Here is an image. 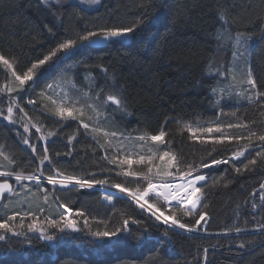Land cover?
Wrapping results in <instances>:
<instances>
[{"label": "trees", "instance_id": "16d2710c", "mask_svg": "<svg viewBox=\"0 0 264 264\" xmlns=\"http://www.w3.org/2000/svg\"><path fill=\"white\" fill-rule=\"evenodd\" d=\"M142 2L102 0L100 5L92 8L94 10L86 12H81L79 8L71 9L65 3L60 15L54 17L39 0H0V54L15 60L16 70L22 73L32 62L47 54L59 40L74 36L85 26L95 28L117 20L126 25L134 23L143 12L140 7ZM155 3L156 8L151 10L154 18L139 28L135 35L129 36L128 41H113L81 49L71 59L49 68L48 74L37 81L36 89H45L51 81L72 79L75 86L73 97L79 95V90L87 91L90 86H105L110 91L104 73L97 67L102 65L109 69V76L115 75L119 80L127 96L130 113L123 116L116 114L114 120L102 123V130H119L125 135L141 132L155 134L163 126L168 132L166 140H171L174 152L179 154L182 151L189 160L210 159L207 153L212 145L191 139L184 122L217 119L237 122V118L227 115L237 111L238 117L256 122L252 126L255 130L264 129V110L258 106L246 102L235 105L221 102L217 106L214 103L217 97L210 89L217 88L219 94L223 82L218 77L207 75L210 62L215 66L223 64L225 68L232 65L236 33H244L256 39L251 50L250 65L258 88L264 91V0H155ZM221 7L229 13L226 17L227 32L223 31L218 15ZM77 14L83 19H78ZM45 26H55V36L49 34ZM218 34H221L219 41L216 38ZM82 65H86L87 69ZM64 69L71 71L65 75ZM88 71L93 76L85 80ZM7 80L8 73L0 68V84ZM36 92L30 93V98L37 100L31 115L34 121L56 133L46 143L48 154L59 161L56 167L65 174L77 176L109 167L102 159L104 150L97 147L93 134L86 133L78 120H60L54 116V106ZM220 107H224V115L220 114ZM176 120L181 123H175ZM16 131L13 125L0 119V145H4L5 154L16 161L15 165H9L0 157V170L24 174L34 172L38 161L33 159L30 149L20 142ZM226 131L230 135H247L245 130ZM73 136L75 138L69 143V137ZM97 138L101 143L106 139L102 133ZM246 142L241 140L239 143L231 141L216 145L217 150L212 156L226 159ZM255 143L259 144L258 141ZM37 147L42 153L43 146L37 144ZM257 151H260L259 147L249 148L245 156L238 160L203 170L209 177L203 189L204 202L208 205L206 211L209 213L206 231L184 233L177 230L172 235V242H167L161 238L164 227H152L145 244L138 243L135 238L138 233H134L127 241L116 243L113 240L106 247L90 243L82 233L73 235L75 238L64 239L57 246L38 239H33L32 244L28 245L13 238L7 245L0 242V264H202L204 248L209 249L204 264H264V236L253 231L239 235L234 232L223 234L233 226L251 229L255 221L264 220V208L257 207L253 212L251 203H246L250 200L257 205L264 203L260 200V193L264 190L259 189V185L264 183V158L257 157ZM56 153L61 155L56 156ZM111 154L112 150H109ZM251 159H256L257 163L245 170L243 165ZM233 164L241 167V173H236ZM213 179L220 182L214 184ZM45 187L48 188V185ZM254 190H257L256 196L252 197ZM24 195L21 192L19 197L7 199L8 209L3 208L2 203L0 216L26 207L20 203ZM37 195L42 198V193ZM56 195L63 201L72 202L73 208L82 207L88 214L101 219L110 216L117 223L120 210L132 215L140 214L135 205L129 207L121 201L114 202L116 210L113 211L102 202L103 194L98 188L57 191ZM49 211H55V204ZM182 219L191 221V217ZM132 228L135 230L136 226ZM241 240L249 244L242 250L236 247Z\"/></svg>", "mask_w": 264, "mask_h": 264}, {"label": "snow or ice", "instance_id": "6c2138e0", "mask_svg": "<svg viewBox=\"0 0 264 264\" xmlns=\"http://www.w3.org/2000/svg\"><path fill=\"white\" fill-rule=\"evenodd\" d=\"M39 2L55 17L60 15V9L65 3H68L71 9L79 8L81 12H86L94 10L90 6H98L102 0H39ZM140 7L143 8V12L137 16L134 23L126 25L117 20L115 23L95 28L85 26L74 36L59 40L47 54L32 62L31 66L22 73L16 70L15 60H10L0 54V65H3L12 78L11 84L0 88V93H7V107L6 110L0 108V119L9 125H19L23 133L28 134L25 136L18 130L16 131V135L21 138L20 142L26 146V149H30L33 159L38 161L36 171L28 174L0 171V178H5L3 182H0V200L6 199V194L7 197H19L21 192H24L25 195L20 203L26 205V207L22 206L12 210L11 214L6 213L0 216V242L7 244L12 238H22L28 245L32 244L33 239L51 244L61 239L75 238L73 234L82 233L89 238L90 243L97 247H106L113 240L120 243L133 237L134 233H138L135 236L137 242L145 244L149 240L150 229L162 226L164 227L161 233L162 240L172 242V235L177 233V230L184 233L207 230L205 225L208 224L209 213L206 211L208 205L204 202L203 189L207 186L209 177L203 172L204 169L238 160L245 156L249 148L259 147L260 151L256 152V156L264 158V129L255 130L252 126L256 122L238 117L237 111L227 113L237 118V122H222L219 119L209 122H184V128L191 139L201 144L212 145L211 151L207 153L210 159L202 157L189 160L182 151L179 154L175 153L171 148V140H166L168 132L163 126L155 134L141 132L136 135H125L119 130L103 131L101 127L103 122L114 120L116 114L123 116L130 115V113L127 96L119 80L115 75L109 76V69L102 65H97V67L104 73L110 91L106 90L105 86H90L87 91L79 90V95L75 97L67 93L57 96L55 93L58 85L50 83L38 93V96L55 106L54 116L60 120L66 118L78 120L86 133L93 134L97 147L104 150L105 154L102 159L109 167H101L98 172H88L83 176L68 175L56 167L59 161L48 154L47 145L43 147L42 153L38 150L37 144L32 142L31 128H34L36 133H41L36 137L40 141H45L56 133L50 131L45 137L42 133L43 125L32 122L25 107L21 104L24 94L35 91V85L44 71L71 59L81 49L113 41L123 43L126 38L135 35L139 28L154 18L151 10L156 8L155 0H143ZM218 15L222 21L223 31L227 32L226 17L229 15L227 9L221 7ZM77 18L83 19L78 14ZM45 27L49 34L55 36V26ZM216 38L218 41L221 40V34H218ZM251 39L250 35L237 32L236 49L232 52V56L234 58L243 57L248 53ZM246 63L249 65L245 73L246 78L240 82L246 87L236 90L234 95L247 104L264 110V91L257 86L250 62L246 61ZM82 67L87 69L86 65ZM70 71L71 69H64V74ZM232 71L231 67L225 68L223 64L215 66L210 62L207 75L225 79ZM92 76V72L88 71L84 79L89 80ZM231 79L235 81L236 77L233 75ZM234 88L235 85L232 84L220 87L219 94L217 88H211V93L217 97L214 103L220 106L222 101L232 99ZM13 93L15 95H12ZM26 104L35 106L37 100L29 98ZM220 114H225L223 107H220ZM85 119L89 122H85ZM174 122L181 123L178 120ZM167 123L166 120L165 124ZM226 129L245 130L247 135H230ZM101 133L106 138L103 143L97 138ZM74 138V136L69 137V143ZM241 140L247 142L238 150L233 151L230 157L222 159L212 156V153L217 150L216 145H224L225 142L230 143L231 141L239 143ZM256 141L259 144H256ZM146 145L148 146L147 151H145ZM109 150H112L111 155H109ZM60 155L61 153H56V156ZM63 155H70V153ZM0 157H3L9 165L16 164L15 159L5 154L4 145H0ZM256 163V159L248 160L243 168L248 170L249 165ZM233 167L236 173H241V167L235 164ZM8 177H14L16 184L20 185L19 190L8 182ZM24 181L31 182V185L25 184ZM212 182L218 184L220 180L213 179ZM45 185L52 186V190L50 191ZM97 188L103 194L102 202L113 211L116 210L114 202L121 201L127 203L129 207L135 205V208L140 210V214L132 215L126 210H120V219L117 223L113 222L110 216L107 219H101L88 214L82 207L73 208L72 202L63 201L56 195L57 191L70 192ZM259 189L264 190V183L259 185ZM256 191H253L252 197L256 196ZM37 193H42V198ZM260 200L264 202V191L260 193ZM246 203H251L253 212L257 207L264 208V203L257 205L254 200ZM52 204H55L54 212L49 211ZM4 208L8 209L9 205L5 203ZM183 217H191V221H185ZM253 220L255 221V217ZM148 221L152 223L149 224ZM133 225L136 226L135 230L132 228ZM247 231H255L264 236V220L255 221L251 229L233 226L226 229L223 234L228 235L234 232L239 235ZM246 246L249 244L243 240L236 244V247L241 250ZM203 251L206 256L209 249L204 248Z\"/></svg>", "mask_w": 264, "mask_h": 264}, {"label": "rangeland", "instance_id": "374dc122", "mask_svg": "<svg viewBox=\"0 0 264 264\" xmlns=\"http://www.w3.org/2000/svg\"><path fill=\"white\" fill-rule=\"evenodd\" d=\"M95 7H97V6H90L91 9L92 8H95ZM129 39H130V37L126 38L125 41H128ZM255 40L256 39L252 37V39L250 40L249 45H248V53H246L243 57H237V58H234L233 56L231 57V59H232V63L231 64L232 65H230L229 67H231L233 69V71L228 74V77L225 78V79H220L218 77V79L220 80V82H223V84L221 83V86H223V87H226L227 85H230V84L235 85V88L232 90L233 91V98L232 99H226L225 101H222V104H224V105H235V103H237V100H239V103L245 102L244 100H242V99H240L238 97H235L234 93H235L236 90L241 89L243 87H246V85H243L240 82L243 79L246 78L245 77V73H246V71L248 69V66H249L248 63H246V61H249L250 62L251 50H252V48L254 46ZM235 49H236V45L234 47V50ZM249 53H250V55H249ZM217 66H219V64ZM0 68L4 69L3 65H0ZM5 71L7 72L6 69H5ZM46 74H48L47 71H44L43 74L40 77H43ZM233 75L236 77V80L235 81H233L231 79V77ZM40 77H39V79H40ZM230 80H232V82ZM11 83H12V78L10 76V73H8V80L7 81H3L0 84V88H5L7 85H9ZM50 83L51 84H54V85H58V87L56 88V93H55L57 96L63 95L64 93H67L69 96H71V95H73V90H75V86H74V83H73V80L72 79L71 80L68 79L67 81H65L63 79H60V81H51V82H49V84ZM35 90L37 91L36 93H39V91H41L42 89L41 90H37L36 89V85H35ZM30 93L31 92H29L27 94H24V98L21 101V104H22V106L25 107V110L28 112L29 117H31L32 122L33 123H37L38 121H36V120L34 121L33 118H32V115H31V114H33V111H35V106L36 105L33 106V105L26 104L27 99H29L31 97ZM12 95H15V93H13ZM6 107H7V93L6 92L0 93V108L6 110ZM54 108H55V106H54ZM66 119H70V118H66ZM25 122H27V121H25ZM85 122H89V121H87V119H85ZM14 127L16 128V130H18L19 132L23 133V129L20 128L19 125H16ZM81 128H82V126H81ZM30 132L32 133V136H33V140L32 141H34V143H36V144L42 145L43 147L46 145V143L49 140H51L54 137V136H52L50 138H47L45 141H40V140H37L36 137L40 136L41 133H36L34 128H31L30 129ZM48 132H50V130L46 129L43 126L42 133H43V135L45 137H47V133ZM23 135L26 136L28 134H24L23 133ZM147 147L148 146L146 145L145 146V150L147 149ZM0 171H4V170H0ZM8 178H10L12 180V184L14 185V187H16L17 190H19L20 189V185L16 184V182L14 180V177H8ZM3 179H5V178H2L1 180H3ZM24 183L25 184H31V182H29V181H24ZM50 187H52V186H49L48 185L49 190H52V188H50ZM12 197H7V194H6V199L2 200V202L0 203V205L3 203L1 206H3V208H4V204L7 203V199L12 198ZM179 231H181V230H179ZM253 232H255V231H253ZM29 235L31 236L32 234H29ZM73 235H78V234H73ZM14 239H16V242H20V243H23L24 242L22 240V238H14ZM63 241H64V239H61L59 242L51 243L50 245L57 246L59 243H62ZM5 245H7V244H5ZM20 245H23V244H20ZM6 247H8V246H6Z\"/></svg>", "mask_w": 264, "mask_h": 264}, {"label": "water", "instance_id": "95a60500", "mask_svg": "<svg viewBox=\"0 0 264 264\" xmlns=\"http://www.w3.org/2000/svg\"><path fill=\"white\" fill-rule=\"evenodd\" d=\"M0 182H3V181H0ZM8 182L9 183H11L12 184V182H11V179L10 178H8ZM2 202V200H0V203ZM205 254H204V256H203V260H202V264H204L205 263Z\"/></svg>", "mask_w": 264, "mask_h": 264}]
</instances>
